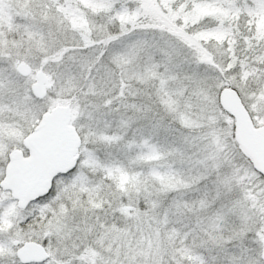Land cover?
<instances>
[{
    "label": "snow or ice",
    "instance_id": "snow-or-ice-1",
    "mask_svg": "<svg viewBox=\"0 0 264 264\" xmlns=\"http://www.w3.org/2000/svg\"><path fill=\"white\" fill-rule=\"evenodd\" d=\"M0 264H264V0H0Z\"/></svg>",
    "mask_w": 264,
    "mask_h": 264
}]
</instances>
